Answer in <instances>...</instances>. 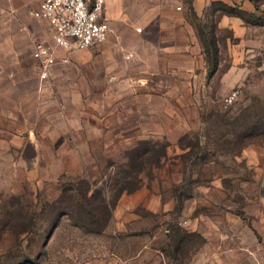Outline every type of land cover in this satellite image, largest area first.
<instances>
[{
    "label": "rangeland",
    "instance_id": "obj_1",
    "mask_svg": "<svg viewBox=\"0 0 264 264\" xmlns=\"http://www.w3.org/2000/svg\"><path fill=\"white\" fill-rule=\"evenodd\" d=\"M105 15L108 39L61 53L47 80L24 56L40 88L25 84L21 100L35 148L28 133L0 134V264H264V27L220 31L222 68L181 100L135 99L128 19ZM154 144H168L160 168L119 195L126 154Z\"/></svg>",
    "mask_w": 264,
    "mask_h": 264
},
{
    "label": "crops",
    "instance_id": "obj_2",
    "mask_svg": "<svg viewBox=\"0 0 264 264\" xmlns=\"http://www.w3.org/2000/svg\"><path fill=\"white\" fill-rule=\"evenodd\" d=\"M109 2L112 4L105 8V12L110 19H128L125 22L130 27L129 50L134 57V66L138 68L130 78L135 99L143 92L142 96L147 99L181 100L183 96L179 88L196 87L199 79L207 76L208 65L195 24L213 21L216 39L219 38L220 31L250 26L264 27L253 26L238 17L210 9L212 4L222 3L248 14L263 15L264 5L261 7L252 0H190L192 12L185 0ZM37 5V0H0V108L7 109V113L0 112V117L4 116L5 121L13 125L12 129L0 126V134L4 135L5 140L15 141L21 140L23 136L13 137L12 132L28 133L26 144L32 148H35V144L24 120L25 108H28L21 100L24 95L23 86L27 83L34 85L36 96L39 97V72L38 78L26 72L24 56L27 54L30 58L33 43L39 40L48 41L51 35L46 22L31 16ZM132 11L137 16L132 17ZM219 42V39L216 40L218 50ZM221 63L222 61L219 62L216 72L210 76L211 79L222 68ZM238 77L231 65L221 74L220 82L230 90L238 82ZM195 90H191L186 98L194 99ZM120 208L121 205L118 206V211ZM132 222V219L126 218L121 222V227L125 228V224L131 225Z\"/></svg>",
    "mask_w": 264,
    "mask_h": 264
},
{
    "label": "built area",
    "instance_id": "obj_3",
    "mask_svg": "<svg viewBox=\"0 0 264 264\" xmlns=\"http://www.w3.org/2000/svg\"><path fill=\"white\" fill-rule=\"evenodd\" d=\"M37 3L31 16L46 22L51 33L48 41H35L31 51L40 80H47L53 67L67 60L61 53L69 55L91 49L104 43L111 34L104 0H37ZM132 57L133 54L127 56ZM236 95L237 91H232L225 102H231Z\"/></svg>",
    "mask_w": 264,
    "mask_h": 264
},
{
    "label": "trees",
    "instance_id": "obj_4",
    "mask_svg": "<svg viewBox=\"0 0 264 264\" xmlns=\"http://www.w3.org/2000/svg\"><path fill=\"white\" fill-rule=\"evenodd\" d=\"M185 1L187 3L188 9L190 10V12H192L190 7V0ZM211 6L219 7L213 9V12L216 10H220L225 14L240 18L247 24L253 26H264V14L258 17L254 14H248L242 11H238L237 9L228 7L227 5H224L222 3H214ZM259 21H262V23H260ZM210 23L211 24L208 28L207 33L210 36V41L208 42L207 47L204 41L205 34L203 33V28L199 25V23L195 24L197 36L201 42L208 65V76H212V74L216 72L219 64L218 48L216 44V38L214 36L215 25L213 21H211ZM167 147L168 144H165L161 148V151L158 152L156 151V146L154 144L148 147L146 150H143L142 152H128L125 157L128 170L127 172L123 171L121 173V182L116 181V186H118V194H132L138 191L142 184V174L145 173V171L148 169L151 170L160 168L161 161L166 157L165 149ZM87 190H89V188H87ZM89 201L90 199L86 198V203H89Z\"/></svg>",
    "mask_w": 264,
    "mask_h": 264
}]
</instances>
